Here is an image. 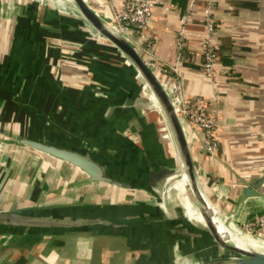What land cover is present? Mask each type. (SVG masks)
<instances>
[{
  "label": "crops",
  "instance_id": "obj_1",
  "mask_svg": "<svg viewBox=\"0 0 264 264\" xmlns=\"http://www.w3.org/2000/svg\"><path fill=\"white\" fill-rule=\"evenodd\" d=\"M86 1L112 23L126 0ZM155 2L148 31L153 57L146 58L177 63L176 72L155 73L167 87L177 85L182 98L217 96L216 155L204 151L199 128L187 121L183 127L207 198L240 226L264 212V0H216L213 81L202 69L205 4L187 22L180 53L176 34L190 0ZM145 97L150 90L129 59L69 0H0V211L83 213L152 203L145 188L92 181L78 167L15 142L18 136L75 140L140 167L177 166L164 118ZM262 177L254 195L245 196ZM165 217L187 226L184 218ZM25 235L21 242L19 234L0 232V264H149L163 243L179 253L186 243L149 232ZM257 236L264 241V229Z\"/></svg>",
  "mask_w": 264,
  "mask_h": 264
},
{
  "label": "water",
  "instance_id": "obj_2",
  "mask_svg": "<svg viewBox=\"0 0 264 264\" xmlns=\"http://www.w3.org/2000/svg\"><path fill=\"white\" fill-rule=\"evenodd\" d=\"M71 3L97 32L112 42L136 68L151 93V97L144 98L145 102L151 101L153 104L152 99L157 100L160 105L159 111L172 135L169 130L168 132L174 138L177 166L152 163L149 167H140L127 159H120L113 150H101L81 141L57 142L18 136L15 142L78 167L92 181L126 189L145 188L151 191L155 200L149 204H134L83 213L72 210L0 211V232L16 234L24 232L56 234L93 230L110 234L149 232L161 237H174L186 241L182 246V253L188 258H196V261L188 259L176 261L177 257H175L171 264H264V253L238 247L220 233L213 219L214 206L199 182L183 127L184 121L177 111L179 100L177 85L167 87L134 45L111 22L96 13L86 0H72ZM117 171H121L119 176L115 173ZM182 172L186 174L189 182L187 190L190 191L191 196L188 198L198 206L203 216V227L190 220L186 210L184 222L187 226L172 223L165 217L170 214L167 213L164 205L161 201L159 203L156 201L162 199L157 193L158 189L163 185L170 190L171 178L175 176L179 178ZM262 180L263 177L253 182L244 191V195H254L255 189L260 187ZM117 219L125 221H117ZM145 221H151L154 227H141L140 225L145 224ZM236 227L240 232L264 244L257 235H250L240 227ZM212 253L222 255L208 257ZM201 256L205 258L200 259Z\"/></svg>",
  "mask_w": 264,
  "mask_h": 264
},
{
  "label": "built area",
  "instance_id": "obj_3",
  "mask_svg": "<svg viewBox=\"0 0 264 264\" xmlns=\"http://www.w3.org/2000/svg\"><path fill=\"white\" fill-rule=\"evenodd\" d=\"M155 0H126L123 6L115 14L112 24L134 45L139 47L145 57L146 63L154 70L162 72H176L177 63L166 66L157 59L146 58L152 56V40L148 36V31L153 24V13L155 9ZM204 3V24L206 31L201 34L202 49V69L210 81L215 77V64L218 58V52L213 39V33L216 28L213 7L216 0H190V6L186 14L181 18V27L176 34V44L180 53L184 52L188 32L186 30L187 22L192 18L195 8ZM218 98L214 95L211 98L195 97L184 99L179 94L177 105L178 114L183 121L199 128L202 132V142L204 151L212 156L216 155L218 150V117H217ZM240 229L250 235H257L264 229V212L256 217L242 223Z\"/></svg>",
  "mask_w": 264,
  "mask_h": 264
},
{
  "label": "bare ground",
  "instance_id": "obj_4",
  "mask_svg": "<svg viewBox=\"0 0 264 264\" xmlns=\"http://www.w3.org/2000/svg\"><path fill=\"white\" fill-rule=\"evenodd\" d=\"M72 2V0H69ZM152 106H155L158 110H160V105L158 104L157 100L155 98L152 99ZM166 128L167 130H171L167 123ZM169 134V132H168ZM170 135V134H169ZM172 135V133H171ZM171 137V136H170ZM173 136L170 138L172 140ZM174 142V138L172 140V143ZM175 144V142L173 143ZM175 147V145H173ZM188 178L184 172L180 175L179 178L172 177L171 178V189L170 190H177V191H185L188 189ZM181 197V196H180ZM188 199V200H187ZM178 200V198H177ZM176 200V201H177ZM212 201V200H211ZM179 202V201H178ZM184 204V203H183ZM186 212L190 220L194 222H204L203 216L200 214V211L198 209V206L190 201L189 198L186 197ZM184 207V206H183ZM221 211V210H220ZM212 215L215 223L217 224V227L222 235H224L226 238H228L231 242L236 244L238 247L250 250V251H257L260 253H264V244H262L260 241L250 237L247 234H244L238 230L236 226L229 223L221 214H219L218 210L212 207ZM228 219V218H227Z\"/></svg>",
  "mask_w": 264,
  "mask_h": 264
},
{
  "label": "rangeland",
  "instance_id": "obj_5",
  "mask_svg": "<svg viewBox=\"0 0 264 264\" xmlns=\"http://www.w3.org/2000/svg\"><path fill=\"white\" fill-rule=\"evenodd\" d=\"M124 192H126V191H124ZM157 193H159V195L162 197V199H157L156 201H158V203H159V201H161V203L164 205L168 214L175 216L179 220L185 217V210H186V206H187L186 205V197L188 198V196L189 197L191 196L189 190H185L183 192L177 191L175 189L168 190V189H166L165 186L162 185L161 188L158 189ZM150 196H151V199L154 201L155 200L154 195L151 194ZM177 198H178V200H177ZM196 224L199 227H203L202 222L201 223L196 222ZM237 226L241 227V225L240 226L237 225ZM176 244H177L178 249H179V247H180L178 245L179 243H176ZM173 245H175V244H173ZM162 246H163L162 249L157 250L158 256H156V261L150 262L149 264H171L172 261H170V257H174V258L177 257L176 261H182V260H186V259H188L190 261H196L195 260L196 258H194V257L188 258L186 254L179 253L180 251L177 252L176 246H171V248H170V245L167 243H163ZM214 255L220 256L222 254L212 253V254H209L208 257L214 256ZM192 256H195V255H192ZM202 258H205V257L201 256L200 259H202Z\"/></svg>",
  "mask_w": 264,
  "mask_h": 264
},
{
  "label": "trees",
  "instance_id": "obj_6",
  "mask_svg": "<svg viewBox=\"0 0 264 264\" xmlns=\"http://www.w3.org/2000/svg\"><path fill=\"white\" fill-rule=\"evenodd\" d=\"M24 233L30 234V236H32V237L35 236V234H36V233H28V232H24ZM19 236H21L20 238H22V239H19L21 242L25 241L26 235L23 236V233H20ZM20 241H18V242H20Z\"/></svg>",
  "mask_w": 264,
  "mask_h": 264
}]
</instances>
